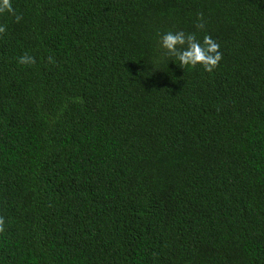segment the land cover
<instances>
[{
  "label": "trees",
  "instance_id": "16d2710c",
  "mask_svg": "<svg viewBox=\"0 0 264 264\" xmlns=\"http://www.w3.org/2000/svg\"><path fill=\"white\" fill-rule=\"evenodd\" d=\"M11 8L0 264H264V0ZM170 31L211 37L216 67H179Z\"/></svg>",
  "mask_w": 264,
  "mask_h": 264
},
{
  "label": "clouds",
  "instance_id": "9594fccd",
  "mask_svg": "<svg viewBox=\"0 0 264 264\" xmlns=\"http://www.w3.org/2000/svg\"><path fill=\"white\" fill-rule=\"evenodd\" d=\"M5 11H12L11 0H0V14ZM202 26L198 25V27ZM0 31H3L2 27ZM160 48L173 57L172 61L176 64L178 62L181 68L201 65L205 71L211 72L221 59L219 45L211 37L205 36L201 42L193 34L186 35L182 31L164 33L160 38ZM19 63L30 65L34 60L31 56L23 55L19 58Z\"/></svg>",
  "mask_w": 264,
  "mask_h": 264
}]
</instances>
